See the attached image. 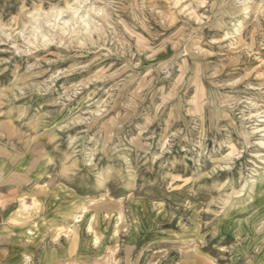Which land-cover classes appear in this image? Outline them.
<instances>
[{"label":"rangeland","instance_id":"1","mask_svg":"<svg viewBox=\"0 0 264 264\" xmlns=\"http://www.w3.org/2000/svg\"><path fill=\"white\" fill-rule=\"evenodd\" d=\"M0 264H264V0H0Z\"/></svg>","mask_w":264,"mask_h":264}]
</instances>
